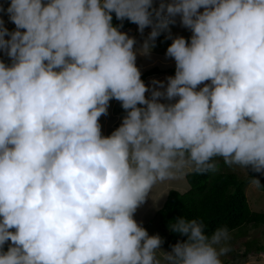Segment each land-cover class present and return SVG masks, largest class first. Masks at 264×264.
<instances>
[{
    "label": "clouds",
    "instance_id": "9594fccd",
    "mask_svg": "<svg viewBox=\"0 0 264 264\" xmlns=\"http://www.w3.org/2000/svg\"><path fill=\"white\" fill-rule=\"evenodd\" d=\"M0 12L15 25L0 18V264H223L227 226L176 217L186 239L164 252L134 213L158 183L217 171V158L264 174V0H10ZM113 13L151 26L140 49ZM177 16L192 35L172 38L174 76L150 90L137 53ZM112 99L126 115L104 136Z\"/></svg>",
    "mask_w": 264,
    "mask_h": 264
},
{
    "label": "rangeland",
    "instance_id": "374dc122",
    "mask_svg": "<svg viewBox=\"0 0 264 264\" xmlns=\"http://www.w3.org/2000/svg\"><path fill=\"white\" fill-rule=\"evenodd\" d=\"M161 2L162 0H153V7H158ZM163 2L168 3L170 0H163ZM9 3L10 0H0V5H2L4 8H7ZM0 18L4 20L5 27H7L9 31L15 29V25L8 19V16L5 13L0 12ZM175 19V24H169L168 30L161 31L162 36L165 39H169L171 41L172 38H175L176 36H183L186 40H189L192 35L191 31L182 26L179 16H177ZM126 20L127 19H124L123 21L117 20L115 14L113 13V24L124 22ZM151 30V26H147L145 27L143 33H140L138 31V26L133 24L129 28L121 31L127 33L130 37H134L136 40L134 49H140ZM159 39L160 35L155 39V46L147 55H142L139 52L137 53L136 65L141 72V79L150 90L153 87H158V85H152L153 80L162 81L166 86V78L170 75L162 74L160 76L156 75L144 78V73L148 69L154 66H159L161 69L175 68L174 59L166 56V50L168 46L160 48L158 44ZM0 58L3 61L7 60V63L10 62L9 58L2 51H0ZM199 87H203V84L199 85L198 88ZM150 94V91L146 92V98H150ZM161 102L167 101L161 100ZM125 115L126 111L121 107V102L115 99L110 100L107 115H102L99 118L102 135H110L111 132L121 124L122 118ZM217 159L220 169L236 173L243 180L250 179V174L254 172L250 167L245 169L237 165L229 166L224 164L221 158ZM187 173L188 172H186V174ZM184 176L180 178L168 179L158 183L153 188L152 193H149V196L146 198L145 202L141 204L134 213V219L147 230L149 235L159 234L162 240L166 238L167 231L162 228L158 213L164 205L170 190L176 189L183 191L188 189V186L186 187V178L183 179ZM253 177L257 178L261 185L264 186V174L256 173V175ZM245 189L251 208L256 211H264V187L257 188L255 185L249 182L247 183ZM244 230L245 229H238L230 233L231 240L229 241V244L231 246V251L221 257L223 264H251L253 260L255 261V264H264V258H262L260 255L262 252H264V248L263 251L260 250L261 247H264V225H261L258 228H248L245 231ZM246 244L249 245L247 247L250 250L249 252H247L248 249L246 248ZM161 250L164 252H170L163 246V244H161Z\"/></svg>",
    "mask_w": 264,
    "mask_h": 264
},
{
    "label": "trees",
    "instance_id": "16d2710c",
    "mask_svg": "<svg viewBox=\"0 0 264 264\" xmlns=\"http://www.w3.org/2000/svg\"><path fill=\"white\" fill-rule=\"evenodd\" d=\"M121 23L123 27L120 30H125L134 24L126 20L114 25ZM171 42L160 34L158 43L160 48L169 46ZM0 60L2 59L0 58ZM4 62L7 63V60ZM174 73L175 68L161 69L159 66H154L148 69L143 77L162 74L174 76ZM255 175L256 173L253 172L250 174V179L243 180L236 173L222 170L220 167L214 172H188L183 177V179L186 178L188 189L170 190L164 205L159 210L161 226L167 231L163 246L171 251L172 245L186 239V237L171 231L172 225L175 223L174 219L179 216L189 220L202 221L208 234L221 226H227L231 233L238 229L246 230L264 225V211H256L251 208L245 189L251 177ZM248 246L246 244V248ZM7 247L8 243L4 245L5 251ZM263 248L261 247L260 250L263 251ZM249 251L248 249L247 252Z\"/></svg>",
    "mask_w": 264,
    "mask_h": 264
}]
</instances>
